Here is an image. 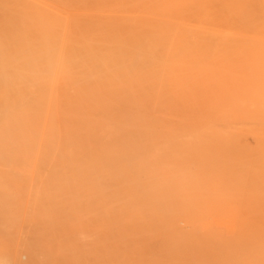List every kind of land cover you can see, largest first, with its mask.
Returning a JSON list of instances; mask_svg holds the SVG:
<instances>
[{"label": "bare ground", "instance_id": "1", "mask_svg": "<svg viewBox=\"0 0 264 264\" xmlns=\"http://www.w3.org/2000/svg\"><path fill=\"white\" fill-rule=\"evenodd\" d=\"M235 6L185 22L183 0H115L71 34L0 27V264H264V223L244 220L264 83L179 65L202 23L217 47L264 39L262 1Z\"/></svg>", "mask_w": 264, "mask_h": 264}, {"label": "rangeland", "instance_id": "2", "mask_svg": "<svg viewBox=\"0 0 264 264\" xmlns=\"http://www.w3.org/2000/svg\"><path fill=\"white\" fill-rule=\"evenodd\" d=\"M264 4V0H261ZM115 0H0V27L16 24L20 29L25 19L58 17V29H66L71 34L73 29L81 30L89 20L96 22L104 15L113 13ZM185 22L189 14L203 16L205 4L221 9L236 5L244 16L249 13L252 0H183ZM32 21V20H31ZM200 43L197 47L182 49L183 58L179 61L185 78L204 80H228L233 83L252 81L264 83V39L255 42L252 37L247 44L214 46L209 41L207 27L202 23ZM28 28V27H27ZM74 33V32H73ZM172 66V65H169ZM186 72V73H185ZM241 141L248 151L255 148L254 136L246 133ZM247 216L245 221L264 223V191L251 192L245 201ZM222 220H225L222 218ZM230 220V219H229ZM238 220V219H237Z\"/></svg>", "mask_w": 264, "mask_h": 264}]
</instances>
